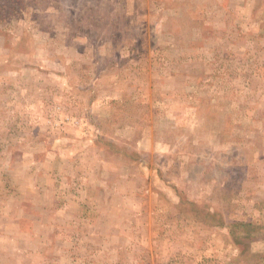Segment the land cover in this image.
I'll return each instance as SVG.
<instances>
[{
	"label": "rangeland",
	"instance_id": "obj_1",
	"mask_svg": "<svg viewBox=\"0 0 264 264\" xmlns=\"http://www.w3.org/2000/svg\"><path fill=\"white\" fill-rule=\"evenodd\" d=\"M0 264H264V0H0Z\"/></svg>",
	"mask_w": 264,
	"mask_h": 264
}]
</instances>
